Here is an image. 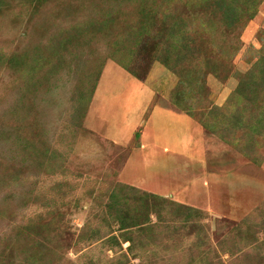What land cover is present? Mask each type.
<instances>
[{"label": "rangeland", "instance_id": "obj_1", "mask_svg": "<svg viewBox=\"0 0 264 264\" xmlns=\"http://www.w3.org/2000/svg\"><path fill=\"white\" fill-rule=\"evenodd\" d=\"M227 1L0 0V179L18 180L0 185V261L25 228L48 230L50 208L80 235L85 196L117 184L155 207L153 248L127 252L101 226L45 264L261 262L264 248L231 230L264 222L263 96L245 109L234 98L264 67V0L236 5L230 34L217 20ZM187 70L199 85H179ZM181 140L204 159L179 153Z\"/></svg>", "mask_w": 264, "mask_h": 264}, {"label": "trees", "instance_id": "obj_2", "mask_svg": "<svg viewBox=\"0 0 264 264\" xmlns=\"http://www.w3.org/2000/svg\"><path fill=\"white\" fill-rule=\"evenodd\" d=\"M224 1V0H221ZM256 0H229L227 1L228 8L227 11H223V15L217 19L223 29H225L228 34H230L237 26L236 22H239L238 19V12L236 13V5L241 6H248L255 3ZM221 8V7H219ZM254 13L250 12L247 13V18L251 19ZM238 19V20H237ZM213 29V26L211 27ZM227 34V35H228ZM157 39V34H155ZM155 45V43H153ZM174 56V55H173ZM170 56L165 57L160 55L158 60L161 65H163L166 69L170 70V65L172 62L177 61V57L174 56L175 59H170ZM11 62L8 60V63L11 64L13 67V63L15 59ZM181 61L178 60V63ZM186 78L181 80V83L187 81L184 85L185 87H190L192 83L199 85L196 80L198 78L195 77L194 72L191 70H187ZM255 73H257L259 79L256 81V85H250V83H254L253 79L255 78ZM250 73L246 79V82H241L236 90L234 98L242 99L241 105L245 109L247 105L251 102H257V96L261 93L263 96L262 104H261V119H257V124H262L264 121V67L263 70L256 71ZM252 80V81H251ZM250 82V83H249ZM250 93H253L254 96L250 97ZM246 95V96H245ZM245 97V98H244ZM249 98V99H248ZM182 109V108H181ZM185 115L189 118L193 117V113L190 110H184ZM204 127L205 126L204 124ZM9 176V175H8ZM4 179L2 177L0 179V185L4 186V182L9 184L18 182L17 177H8ZM129 193H133L132 196ZM137 193L136 189L124 185H115L107 194H98L92 196V193L89 192L86 195V199L90 200L94 205L89 211L88 216L85 220V224L80 229V235H75L70 233V225L67 216L70 215L64 214L63 212L55 211L50 208V212L47 213L48 216L45 217L47 231H43L36 234H31L32 231L29 232L30 228H25L24 233L26 234L25 237L22 239L20 237L16 240L17 242L15 245L17 246V253L15 255H11L9 257H4L0 263L1 264H42L46 261V259L56 258L59 262L62 258L66 257L67 251L72 248V237L79 239L80 242L84 243L86 240L87 232H90L89 235L100 234L101 226H107L109 231L111 227L116 226L114 229L112 227V236L110 240L115 244L117 247H121V243H128L129 246L127 247V252H137L141 251V253L147 254L149 250H151L154 246L153 241L155 240L154 231L156 229L155 225L150 224V215L153 214L157 216L155 207H149L139 201V197L135 196ZM11 199L12 197H7ZM52 200L50 201V203ZM49 203V204H50ZM48 204V205H49ZM0 214H7L6 207L2 208L0 205ZM158 217V216H157ZM159 218V217H158ZM160 220V219H159ZM61 221V225L58 226L57 222ZM158 223V221H157ZM156 223V225H157ZM59 230L60 232H56ZM60 233V234H59ZM245 233L246 237H242L241 234ZM264 235V222L258 226V224H252L250 227H246L244 230L234 228L231 230V239L236 240H246L250 237L252 240L249 244L253 246L255 243L256 246L264 248V239L258 240V236ZM32 241V243H28V240ZM79 243V242H77ZM228 250V249H227ZM207 258V257H206ZM208 259V258H207ZM6 261V262H5ZM264 258L258 264H263ZM211 262V261H210ZM45 264V263H44ZM120 264V263H119ZM142 264V263H141Z\"/></svg>", "mask_w": 264, "mask_h": 264}, {"label": "crops", "instance_id": "obj_3", "mask_svg": "<svg viewBox=\"0 0 264 264\" xmlns=\"http://www.w3.org/2000/svg\"><path fill=\"white\" fill-rule=\"evenodd\" d=\"M157 109H160L159 107H156ZM161 111H163V110H165V109H160ZM165 111H168V110H165ZM170 113H172V112H170ZM164 115H167V114H164ZM170 115V114H169ZM198 137H201V136H198ZM201 141H202V139H201ZM190 145V146H189ZM175 146H176V148H178V146H177V141L175 142ZM167 147L168 148H171V145H168V146H166L165 147V150L167 149ZM197 149H199V143L197 144V146H196V150ZM178 150H180L179 151V153H181L183 156H184V154L185 155H188V159H190V160H203L204 158H203V155L201 156V154H199L198 153V150L196 151V150H193V148H191V144H186L185 142H183L182 140H181V142H180V147L178 148ZM174 153L176 154L177 153V150L176 149H174ZM202 153H204V152H202ZM165 154H167V152L165 153ZM181 155V156H182ZM177 157V156H176ZM154 158V157H153ZM169 160H170V158H169Z\"/></svg>", "mask_w": 264, "mask_h": 264}]
</instances>
